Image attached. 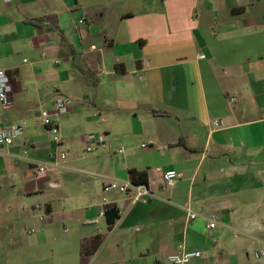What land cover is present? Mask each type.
Returning <instances> with one entry per match:
<instances>
[{
    "label": "crops",
    "instance_id": "obj_1",
    "mask_svg": "<svg viewBox=\"0 0 264 264\" xmlns=\"http://www.w3.org/2000/svg\"><path fill=\"white\" fill-rule=\"evenodd\" d=\"M0 70V129H20L0 152V264H169L178 246L200 253L186 264H264V208L203 190L214 165L264 187V0L0 2ZM57 96L58 144L38 117ZM131 170L144 202L103 190Z\"/></svg>",
    "mask_w": 264,
    "mask_h": 264
},
{
    "label": "built area",
    "instance_id": "obj_2",
    "mask_svg": "<svg viewBox=\"0 0 264 264\" xmlns=\"http://www.w3.org/2000/svg\"><path fill=\"white\" fill-rule=\"evenodd\" d=\"M11 0H0L4 5L9 4ZM10 94H11V83L8 75L5 71L0 70V109L7 108L10 106ZM233 99L229 98L231 102ZM68 111V101L60 96L53 99L50 107L39 111L38 117L41 124L45 127L46 131L49 133L52 141L56 144L60 142L59 132L57 127L56 118L60 115L66 114ZM213 126H219L220 121H212ZM20 129L17 125H9L0 129V152L6 147L10 146L14 140L19 136ZM94 148L87 145L84 150L90 152ZM117 153L121 154L122 149L119 148ZM60 159L64 158V155H59ZM54 168H59V165L55 162L51 163ZM37 175H42L44 172V167L42 165L37 166ZM179 175L174 170H167L160 174V185L163 189H171ZM104 191H116L120 194L130 193L132 201L144 202L146 198L150 197V191L144 184H132L128 181L119 182L116 180H108L103 184ZM107 202L104 200L102 205H106ZM182 210L186 213L188 220H194L199 215L190 211L187 206H183ZM105 209L102 208L99 215H104ZM204 218V217H203ZM207 221L206 228L211 230L216 224V218L210 215L204 218ZM200 256L199 252H184L181 246L177 247V251L166 257L169 264H186L191 259H196ZM257 257V254H254Z\"/></svg>",
    "mask_w": 264,
    "mask_h": 264
},
{
    "label": "rangeland",
    "instance_id": "obj_3",
    "mask_svg": "<svg viewBox=\"0 0 264 264\" xmlns=\"http://www.w3.org/2000/svg\"><path fill=\"white\" fill-rule=\"evenodd\" d=\"M99 70L94 75L95 78L102 76ZM206 161L200 169L197 180L202 178V174L208 165ZM214 167V169L211 168L213 171L208 173L203 189L208 191L207 196L210 199L215 197L222 199L228 195L233 197L236 203H246L247 209H252V211L264 208V187L256 185L257 180L254 176L252 177L250 173L246 174L245 169H236L234 172H229L225 169L221 173L217 171L218 167L216 165ZM227 189L229 190L228 192L226 191ZM236 206L241 207L244 205L237 204Z\"/></svg>",
    "mask_w": 264,
    "mask_h": 264
},
{
    "label": "trees",
    "instance_id": "obj_4",
    "mask_svg": "<svg viewBox=\"0 0 264 264\" xmlns=\"http://www.w3.org/2000/svg\"><path fill=\"white\" fill-rule=\"evenodd\" d=\"M118 67H119V65H114L113 66L114 72L118 73V74L123 73V70L119 69ZM128 174H129V177H130V182L132 184H145L143 182L144 181L143 173H136L135 171L131 170V171L128 172ZM135 176L137 177V179L134 178ZM106 212L107 211L105 210L104 214H107ZM100 240H101L100 236H95V237L91 238L89 240V242L90 243L94 242V243L98 244Z\"/></svg>",
    "mask_w": 264,
    "mask_h": 264
}]
</instances>
